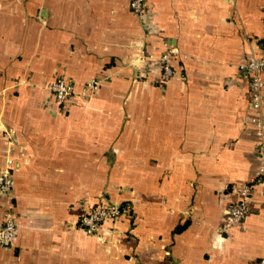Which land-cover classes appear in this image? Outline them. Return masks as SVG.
I'll return each mask as SVG.
<instances>
[{"label":"crops","instance_id":"1","mask_svg":"<svg viewBox=\"0 0 264 264\" xmlns=\"http://www.w3.org/2000/svg\"><path fill=\"white\" fill-rule=\"evenodd\" d=\"M128 3L0 0V169L9 157L16 214L0 264H264L239 69L264 52V0H146L139 18ZM58 75L75 92L63 106L47 89ZM246 183L248 213L227 226ZM103 201L126 211L100 239L76 221Z\"/></svg>","mask_w":264,"mask_h":264},{"label":"built area","instance_id":"2","mask_svg":"<svg viewBox=\"0 0 264 264\" xmlns=\"http://www.w3.org/2000/svg\"><path fill=\"white\" fill-rule=\"evenodd\" d=\"M146 0H129L128 8L130 13L139 18L145 11ZM171 50L164 43V51L158 57L161 68L160 79L167 80L173 73L169 63ZM242 76L247 81L249 106L253 113L251 122L256 127V134L260 137V142L256 155L263 160L259 166L255 183H262V204L264 205V112L262 110V91L264 87V52L257 55L251 52L247 59L239 65ZM99 79H90L82 87L79 95H88L97 89ZM47 89L52 94L54 103L63 106L75 93L72 81L63 75H58L47 85ZM12 160L5 157L0 169V200L4 202V210L0 222V247H11L16 235V214L12 200ZM252 184L243 185L237 201L229 205L225 225L234 226L241 223L248 213V203ZM126 211V206L113 202H99L95 206L85 210L78 217L77 226L87 235H97L98 227L101 225L114 224L122 212Z\"/></svg>","mask_w":264,"mask_h":264},{"label":"trees","instance_id":"3","mask_svg":"<svg viewBox=\"0 0 264 264\" xmlns=\"http://www.w3.org/2000/svg\"><path fill=\"white\" fill-rule=\"evenodd\" d=\"M260 42H261L262 46H264V40H262V41H260ZM182 227H183V226L177 227V228H176V231H179L180 229H182Z\"/></svg>","mask_w":264,"mask_h":264}]
</instances>
